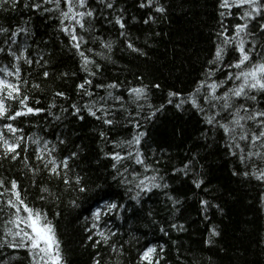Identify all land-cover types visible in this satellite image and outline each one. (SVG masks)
<instances>
[{"label":"trees","instance_id":"1","mask_svg":"<svg viewBox=\"0 0 264 264\" xmlns=\"http://www.w3.org/2000/svg\"><path fill=\"white\" fill-rule=\"evenodd\" d=\"M23 2L16 12L0 11V25L15 28L19 24L30 30L28 37L21 34L20 39H26L30 45L31 58L39 59L42 55L46 63L32 68L23 65V74L28 80L25 88L32 106L46 111L17 123L24 130L25 142L27 136L36 134L58 144V159L77 153L74 160H69L68 177L73 180L81 177L89 191L81 194L66 191L62 182L64 173L58 178L43 170V162L34 154L35 146L26 154L21 150L17 161L0 157V179H16L28 201L48 214L60 241L63 264H94L97 257L101 264H137L139 251L148 243L158 248L164 246L162 264H264V185L243 176L244 166L237 157L229 155L223 146L222 133L209 131L191 106L178 110L167 103L169 92L186 96L202 78L210 54L215 50L220 27L219 0H160L166 9L164 14L139 8L140 0H115L116 8L124 9L127 33L146 52L145 56L124 46L118 26L99 17L95 22L100 35L113 40L114 47L110 60L98 58L102 71L89 77L93 81L88 88L94 93L92 99L107 95L105 89L96 85L117 83L126 98L129 87L148 86L149 103L155 107L164 105L151 120L143 116L152 109L147 106L141 109L139 130L145 131L146 136L140 149L147 162L159 169V175L169 187L145 195L140 206L133 205L134 216L125 212L121 220L112 218L113 230L118 232L112 240L118 248L123 245L120 254L106 246L93 245L88 239L90 233L85 230V217L90 216L88 209L93 206L98 187L113 194L119 202L131 203L126 200L124 189L113 180L115 162L106 154L119 151L113 144L131 139L135 134L129 113L133 117L137 115L136 105H126V110L110 113L108 118L114 120L111 126L104 125L87 111L82 112L83 120L73 116L72 103L92 102L86 95L78 94L76 87L86 78L81 60L68 45V38L58 31L56 14L32 13L24 9ZM89 2L93 8L101 7L96 0ZM149 14L155 20L145 24ZM104 15L109 12L104 10ZM262 22L258 19L250 25L258 35ZM235 55L230 51L226 62ZM8 63L9 59L0 55V66ZM44 71L50 74L47 80L43 77ZM32 84H39L40 88H32ZM154 84L160 87H152ZM57 91L64 92L67 99L55 97L53 94ZM120 94L114 92V95ZM37 100L39 104L35 103ZM51 103L56 104L51 112L61 117L59 121L48 114ZM108 106L119 109L112 101ZM62 107L68 108V112H61ZM101 132L105 133L104 139ZM58 137L66 143L59 144ZM25 155L30 161L29 168L24 166ZM190 162L187 175L175 172ZM31 169H36L35 173ZM234 171L241 174L233 175ZM195 179L203 180L200 188L195 187ZM44 188L48 191L42 193ZM168 196L180 203L174 207ZM73 200L78 207L73 206ZM204 200L209 202L206 207L201 206ZM173 224L184 227L179 230ZM212 229L219 234L212 236ZM3 255L14 256L12 264H31V257L23 249L6 250Z\"/></svg>","mask_w":264,"mask_h":264},{"label":"snow or ice","instance_id":"2","mask_svg":"<svg viewBox=\"0 0 264 264\" xmlns=\"http://www.w3.org/2000/svg\"><path fill=\"white\" fill-rule=\"evenodd\" d=\"M100 8H93L89 0H24L23 7L32 13L41 15L55 13L59 21L58 31L68 38V45L75 49V53L81 60V70L86 74L82 83L78 84V94L86 95L92 102L80 105L71 104V114L83 120L82 112L104 125L111 126L114 120L108 116L117 110H126V105L135 104L137 115L129 113V120L133 122L135 134L131 139L116 142L115 149L110 158L115 162L112 165L116 181L123 189L124 196L131 203L119 202L113 194L98 187L93 206L88 209L90 216L85 217L86 231L90 233L88 239L94 246L103 245L113 253L120 254L123 245L117 247L113 237L118 235L113 230L114 217L116 220L123 218V213L136 214L135 206H140L143 197L153 190H163L169 187L164 178L159 175V169L150 165L141 151V141L146 136L145 131H140L141 109L147 106L152 109L144 119L151 120L157 112L163 110L164 105L155 107L149 103L148 86L129 87L126 89L127 98L120 89L119 84L96 85V88L105 89L106 96L92 99L94 93L88 88L92 86V79L102 71L98 58L110 60L114 47V41L105 39L100 35L95 26L97 18L104 19L109 24H114L120 29L119 36L124 46L133 53L145 56L126 31V21L123 15L124 9H117L115 0H96ZM21 0H0V11L5 13L19 10ZM141 9H149L151 12L164 14L166 9L160 0H140ZM220 27L216 33L215 50L210 54L207 66L203 70L202 78L195 82V87L185 96L179 92H169L167 103L174 105L178 110L191 106L199 115L207 129L211 132L222 133L223 146L228 149L231 156L237 157L244 166L243 176L256 180L264 185V22L259 24V35L254 26L258 19L264 21V0H219ZM104 10L109 15H104ZM116 12V15H111ZM232 19L235 24L227 23ZM151 14L144 20L145 24L154 22ZM30 35L27 27L17 25H0V55L9 59V63L0 66V157L12 161L19 160L21 150L26 154L31 146L34 147L36 159L43 162V170L50 176L60 177L64 173L63 184L66 191H75L78 194L87 193L89 188L79 176L75 180L68 177L71 171L69 160H74L77 153L58 159L56 153L58 144H54L43 136L36 134L27 136L25 142L24 130L17 123L22 118L39 115L46 110L32 106L31 96L25 88L28 80L23 74V65L32 68L33 65L43 67L44 57L33 59L29 52L30 45L27 40H21ZM98 45V49L96 47ZM87 46V47H86ZM234 52L236 55L231 61L226 62V56ZM49 72L44 71L45 80L49 78ZM87 86V87H86ZM32 88H40L39 84H32ZM152 87L159 88V84ZM120 92V95H114ZM55 97L67 99L62 91L54 92ZM112 101L116 107H109ZM39 104L40 101H35ZM56 104L48 105V114L59 121L60 116L51 112ZM61 112L67 113L68 108H61ZM102 139L105 133L101 132ZM58 143L65 144L59 137ZM24 166L29 168L30 161L24 156ZM195 157H193V160ZM158 163V161H157ZM191 162L175 172H183L185 175L190 170ZM34 173L36 169H31ZM175 172L173 174H175ZM234 171L233 175H240ZM196 188L203 184L202 179L193 181ZM48 189H41L47 192ZM41 200L44 199L42 195ZM175 207L180 203L172 196H168ZM264 199V197H262ZM208 201H201V206H208ZM74 207L79 205L72 201ZM0 264H12L14 256L5 257L6 250L17 252L25 250L31 257V264H63V256L60 241L55 225L49 219L48 214L41 208L28 201L22 193L16 179H0ZM173 228L183 229V225H172ZM160 231L167 235L164 228ZM219 233L211 230V235ZM98 237V238H95ZM207 241L206 243H210ZM164 246L159 248L152 243L145 244L138 253L137 264H162L164 259ZM94 264H101L99 257L94 259Z\"/></svg>","mask_w":264,"mask_h":264}]
</instances>
